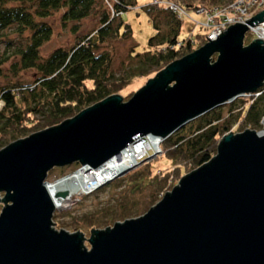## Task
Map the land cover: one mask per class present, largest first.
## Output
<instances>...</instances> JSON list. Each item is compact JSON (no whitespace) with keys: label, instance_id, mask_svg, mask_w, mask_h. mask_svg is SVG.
I'll use <instances>...</instances> for the list:
<instances>
[{"label":"water","instance_id":"1","mask_svg":"<svg viewBox=\"0 0 264 264\" xmlns=\"http://www.w3.org/2000/svg\"><path fill=\"white\" fill-rule=\"evenodd\" d=\"M264 10L171 63L127 102L110 96L0 151V264H264V133L224 136L216 155L135 220L80 233L52 229L54 168L96 170L137 139L164 141L264 86V43L247 47ZM213 57H216L214 61ZM152 157L149 160H152Z\"/></svg>","mask_w":264,"mask_h":264},{"label":"trees","instance_id":"2","mask_svg":"<svg viewBox=\"0 0 264 264\" xmlns=\"http://www.w3.org/2000/svg\"><path fill=\"white\" fill-rule=\"evenodd\" d=\"M234 1L154 0L144 10L153 22L155 34L149 39L148 48L140 51L123 20V14L135 6L136 0H0V45L5 44L0 57V79L5 76L3 68L7 64L13 77L21 72L32 73L29 84L15 82L0 87V149L33 132L58 126L110 96L128 98L134 93L127 90L130 86L133 85L132 90L140 88L138 80L154 78L171 63L205 45L209 31L203 28V34L179 39L182 20L170 11L168 4L189 15L225 8ZM61 11L64 24L79 23L96 15L99 26L78 38L71 48H58L43 58L41 49L52 38V29L44 21ZM10 31L20 39L26 33L30 36L24 44H15L5 39ZM127 38L137 49L130 51L135 64L118 76L113 71V56L104 47L112 40ZM252 41L251 36L244 42ZM235 110V105H229L230 116L225 118L222 110L216 108L188 123L160 144L168 168L157 175L152 173L151 163H145L142 170L133 173L128 184L139 183L145 172L149 174L150 186L157 192H168L175 172L181 175L188 167L198 169L207 164L216 155L221 139L233 128L260 131L264 86L257 95L241 99L240 107L233 113ZM127 208L122 207L124 212L130 211ZM109 217H103L105 222Z\"/></svg>","mask_w":264,"mask_h":264},{"label":"rangeland","instance_id":"3","mask_svg":"<svg viewBox=\"0 0 264 264\" xmlns=\"http://www.w3.org/2000/svg\"><path fill=\"white\" fill-rule=\"evenodd\" d=\"M153 2L154 0H136L135 6L123 14V20L127 25H129L134 40L136 44H138L140 51L148 48V41L155 34L153 22L144 10ZM62 14V11L55 13L52 17L44 21L52 29V38L50 42L41 49V56L43 58L47 57L58 48H71L78 38L92 33L99 26L96 15L79 23L64 24L61 19ZM189 16L194 23H192L189 18L182 19V28L179 35L180 40L187 38L190 34H203L201 25L205 23L206 17L203 14L198 13H189ZM29 36L30 34L26 33L25 37L20 39L16 34L10 31L6 34L5 39L12 41L11 43L20 44L21 42L24 44ZM249 39H251V35L247 33L244 41ZM253 40H255V38H253ZM248 45L249 44L244 42V47H247ZM134 48L136 49L134 42L128 38L123 40H112L104 47V50L109 51L113 56V71L116 75L119 76L127 70V67L134 66L135 63L131 61L130 57V51ZM4 51L5 44H2L0 45V57ZM213 59L215 61L216 57H213ZM8 68L9 64L3 68L5 76L0 79V87L15 82L23 84H29L32 82L31 72H21L17 77H13V75L8 72ZM146 83V80H138L136 84L140 85V88L137 90H132L131 87H133V85L130 86L127 90H129L130 93H134L125 99L121 96L123 98V102L127 103L136 92L146 85ZM248 98L249 97H239L219 107V109L222 110L223 116L227 118L230 116L229 105H235V109L237 110L240 107L241 99L247 100ZM236 110L233 113H236ZM261 126L262 128L260 131H254L249 127L244 130L233 128L231 133L237 135L243 133L245 130L263 133V121L261 122ZM36 133L39 132H33L32 134ZM29 136L30 135L27 137ZM1 150L2 149H0V151ZM162 155L163 152L161 151L160 155L152 160H149L153 157L152 151H150L146 158H142L139 161L140 164L136 169L123 174L121 177L116 179L115 182L113 181V184L111 182V184L107 185L106 188L94 195L83 193L74 195L66 194L64 202L61 203L60 206L55 207L57 211L54 212L52 219L53 224H55L52 226V229L57 232H60V230L65 231L68 234H75L77 232L80 233L84 239V247L90 249L88 240L91 237L90 231L92 228L93 231H105L107 228H113L116 223H124L128 220H135L136 218L146 214L149 209L153 208L162 200L166 193L171 192L173 188L179 184L183 177L196 170L188 167L181 175H178L175 172L170 182L171 188L168 189V192H157L154 186H150L149 174L145 172L144 177L141 181H139V183L128 184L129 178L133 175V173L142 170V165L145 163H151L150 168L152 169V173L160 175V171L163 172V170L168 168V166L164 165V158ZM170 166L172 167L173 165L171 164ZM79 168H81V165L78 163L63 168H54L48 173L46 183L54 184L62 177L73 174ZM3 197L4 194L2 193L0 198L2 199ZM122 207H128L127 209L130 211L124 212ZM3 208L4 204H0V213ZM95 214H99V217H96ZM104 216H110L108 218V222H105L103 218Z\"/></svg>","mask_w":264,"mask_h":264},{"label":"bare ground","instance_id":"4","mask_svg":"<svg viewBox=\"0 0 264 264\" xmlns=\"http://www.w3.org/2000/svg\"><path fill=\"white\" fill-rule=\"evenodd\" d=\"M161 142V140L150 135L143 139H137L122 151L118 157L108 161L102 167L96 170L87 166L81 167L73 174L62 177L54 184L46 183L45 188L55 207L60 206L64 202L66 194H91L94 186L92 182L93 174L107 176L108 179L119 176L122 173L125 174L126 171L132 169L144 157V154L149 149H157Z\"/></svg>","mask_w":264,"mask_h":264},{"label":"built area","instance_id":"5","mask_svg":"<svg viewBox=\"0 0 264 264\" xmlns=\"http://www.w3.org/2000/svg\"><path fill=\"white\" fill-rule=\"evenodd\" d=\"M168 7L170 11H172L174 14L178 16L179 19L182 20L183 18H189L191 20L187 12L181 9L180 7L173 4H168ZM263 10H264V0H235L231 5L225 8H213L209 10L199 11L198 14H203L206 17L205 23L201 25V28L209 31L207 35L206 43L209 42L208 39L210 41L216 40V38L223 31H226L232 25L235 24L246 25V21L250 20L252 17H254ZM192 23L194 22L192 21ZM248 33L253 38H255V40L259 39L264 43V22L254 27L248 26ZM249 96L250 95H247L246 97ZM150 151H152L154 158L157 157L158 155L161 154L160 145L157 149H149L144 154L143 158H146V156L149 154ZM139 161L132 169H129L125 173L136 169L140 164ZM121 175L111 177L108 179L107 176H97L93 174L92 182L94 186H93V191H91V194L100 190L101 188L105 187L111 182L115 181L116 179L121 177Z\"/></svg>","mask_w":264,"mask_h":264}]
</instances>
